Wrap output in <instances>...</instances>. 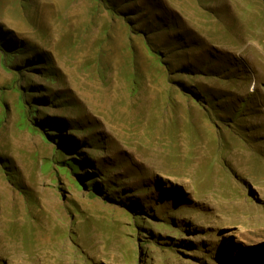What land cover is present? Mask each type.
Instances as JSON below:
<instances>
[{
  "label": "rangeland",
  "instance_id": "1",
  "mask_svg": "<svg viewBox=\"0 0 264 264\" xmlns=\"http://www.w3.org/2000/svg\"><path fill=\"white\" fill-rule=\"evenodd\" d=\"M0 264H264V0H0Z\"/></svg>",
  "mask_w": 264,
  "mask_h": 264
},
{
  "label": "trees",
  "instance_id": "2",
  "mask_svg": "<svg viewBox=\"0 0 264 264\" xmlns=\"http://www.w3.org/2000/svg\"><path fill=\"white\" fill-rule=\"evenodd\" d=\"M2 45H0V49H1Z\"/></svg>",
  "mask_w": 264,
  "mask_h": 264
}]
</instances>
